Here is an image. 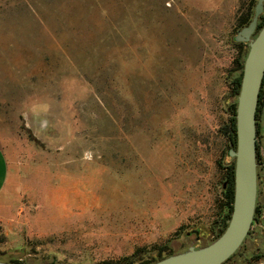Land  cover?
<instances>
[{"label":"rangeland","instance_id":"obj_1","mask_svg":"<svg viewBox=\"0 0 264 264\" xmlns=\"http://www.w3.org/2000/svg\"><path fill=\"white\" fill-rule=\"evenodd\" d=\"M254 1L0 0V261L145 264L209 243ZM263 214L224 264H264Z\"/></svg>","mask_w":264,"mask_h":264},{"label":"water","instance_id":"obj_2","mask_svg":"<svg viewBox=\"0 0 264 264\" xmlns=\"http://www.w3.org/2000/svg\"><path fill=\"white\" fill-rule=\"evenodd\" d=\"M264 0H257L254 16L233 38L246 43L240 91L236 99V146L228 155L234 160V201L223 233L202 247L166 257L153 264H224L239 249L254 223L257 196L256 112L264 77V25L257 32ZM198 233V232H197ZM0 264H13L0 261Z\"/></svg>","mask_w":264,"mask_h":264},{"label":"trees","instance_id":"obj_3","mask_svg":"<svg viewBox=\"0 0 264 264\" xmlns=\"http://www.w3.org/2000/svg\"><path fill=\"white\" fill-rule=\"evenodd\" d=\"M256 1H254L251 4V7L248 8L245 15H242L238 18L237 22L239 25V28L242 29L243 27H246L251 22L254 12L253 8L255 10ZM264 25V11L262 15L259 17L258 24H257V32L262 28ZM246 57V52L243 51L241 56L236 60V64L238 66V69L240 71L239 75L233 80L232 82V94L234 100L228 105L227 111L229 112L228 121L224 127L223 130V136L227 140L229 149L231 147L235 148L236 146V127H235V113H236V99L240 91V85H241V79H242V70H243V64ZM264 107V77L261 85V89L259 92L258 97V106H257V112H256V162L257 166H262L264 164L263 156L260 152V145H259V138H260V125L258 123L259 116L261 113L262 108ZM229 156V155H228ZM230 158V157H229ZM224 177H225V183L224 188L222 191V198L219 204V215L217 216L216 222L212 224V227L208 229V235L209 243L216 240L225 230L227 227L229 218L232 213L233 209V201H234V160L231 159L229 162L224 163ZM258 170H257V180L261 179V176H259ZM260 193V192H259ZM264 210V206H260L259 204H256L255 212H254V223L258 222V219L262 216ZM253 223V224H254ZM252 224V226H253ZM251 230V229H250ZM198 231H195L194 234L197 235ZM250 232L248 233V235ZM199 240H202L200 237ZM208 243V244H209ZM166 250H159L156 253L157 258L152 259L145 264H153L159 260H162L166 257L172 256L174 254L171 253V251L168 250L166 252L165 256H162V253H164ZM260 256L256 257V260H259ZM9 263L13 264H20L16 261H8Z\"/></svg>","mask_w":264,"mask_h":264},{"label":"crops","instance_id":"obj_4","mask_svg":"<svg viewBox=\"0 0 264 264\" xmlns=\"http://www.w3.org/2000/svg\"><path fill=\"white\" fill-rule=\"evenodd\" d=\"M261 123L264 131V107L261 110ZM9 175V162L0 148V199L6 192Z\"/></svg>","mask_w":264,"mask_h":264},{"label":"built area","instance_id":"obj_5","mask_svg":"<svg viewBox=\"0 0 264 264\" xmlns=\"http://www.w3.org/2000/svg\"><path fill=\"white\" fill-rule=\"evenodd\" d=\"M264 211V210H263ZM263 216H264V214H263Z\"/></svg>","mask_w":264,"mask_h":264}]
</instances>
